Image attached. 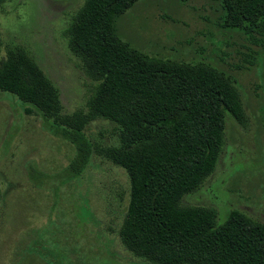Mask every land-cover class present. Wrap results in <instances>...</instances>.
<instances>
[{
    "label": "trees",
    "instance_id": "obj_1",
    "mask_svg": "<svg viewBox=\"0 0 264 264\" xmlns=\"http://www.w3.org/2000/svg\"><path fill=\"white\" fill-rule=\"evenodd\" d=\"M135 1L83 0L66 28L70 49L95 80L86 109L63 112L58 87L22 46L0 57V90L75 147L62 169L51 174L35 167L38 179L30 166L28 176L37 186H53L55 198L61 184L89 165L95 147L87 124L108 118L119 139L101 151L128 175L118 235L133 255L152 264H264V220L230 208L219 222L216 207L181 203L213 171L228 117L243 122L245 85L210 62L153 56L122 40L113 20ZM219 5L221 30L236 35L221 60L235 70L260 68L264 82V0ZM259 121L264 129V113Z\"/></svg>",
    "mask_w": 264,
    "mask_h": 264
},
{
    "label": "rangeland",
    "instance_id": "obj_2",
    "mask_svg": "<svg viewBox=\"0 0 264 264\" xmlns=\"http://www.w3.org/2000/svg\"><path fill=\"white\" fill-rule=\"evenodd\" d=\"M82 2L0 0V57L9 47L22 46L58 87L66 113L86 109L95 85L66 34ZM220 8L219 0H136L114 17L113 26L122 40L149 55L210 62L250 89L248 94L245 86L242 90L243 122L228 117L213 171L181 203L214 206L219 222L230 208L264 220V129L259 121L264 82L260 68L235 70L221 60L236 35L221 30ZM24 106L0 90V264H152L133 255L118 235L129 179L101 151L117 143L116 123L97 117L87 124L95 147L89 165L74 179L64 177L54 198V187L37 186L28 170L34 168L38 179L40 170L57 172L75 147L48 131L40 115Z\"/></svg>",
    "mask_w": 264,
    "mask_h": 264
}]
</instances>
